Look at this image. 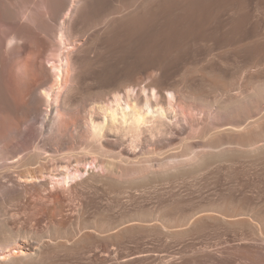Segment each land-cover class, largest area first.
<instances>
[{"label":"bare ground","instance_id":"1","mask_svg":"<svg viewBox=\"0 0 264 264\" xmlns=\"http://www.w3.org/2000/svg\"><path fill=\"white\" fill-rule=\"evenodd\" d=\"M155 1L0 0V252L28 242L22 255L14 251L0 264H32L49 243L62 247L69 239L60 232L72 217L68 212L81 222L87 192L100 184L124 197L172 190L217 163L264 152V84L212 106L191 86L178 90L125 74L98 92L89 89L86 75L99 62V36L112 35L118 24H141ZM14 41L21 43L11 55ZM207 83L212 92L228 90L222 80ZM89 155L97 171L75 181L66 197L49 189L50 181L67 183L71 160L81 171L77 166ZM154 207L150 215L95 230L112 237L148 227L168 238L176 225L225 217L203 204L172 216L174 208L160 195ZM261 253L255 263L264 264Z\"/></svg>","mask_w":264,"mask_h":264},{"label":"rangeland","instance_id":"2","mask_svg":"<svg viewBox=\"0 0 264 264\" xmlns=\"http://www.w3.org/2000/svg\"><path fill=\"white\" fill-rule=\"evenodd\" d=\"M150 6L141 24H118L112 35L99 36V62L86 75L90 90L98 92L125 74L178 90L191 86L212 106L232 95L246 96L264 84V0H158ZM20 43L14 41L7 53L13 55ZM16 74L23 79L22 70ZM217 79L228 90L212 92L207 81ZM200 115L204 117L203 112ZM95 160L91 155L81 160L77 166L81 171L74 170L76 161L71 160L67 183L52 180L49 189L66 197L75 181L98 170ZM87 193L81 222L68 212L73 218L60 227L68 242L62 247L52 245L55 241L45 245L32 264H258L255 260L264 252L260 237L264 236V152L217 163L172 190L124 197L100 184ZM159 195L163 204L174 208L172 216L183 217L203 204L225 217L176 225L169 228L168 238L148 227H130L112 237L95 230L156 212ZM19 243L21 248L0 252V261L10 260L14 251L20 256L28 250L26 239Z\"/></svg>","mask_w":264,"mask_h":264}]
</instances>
